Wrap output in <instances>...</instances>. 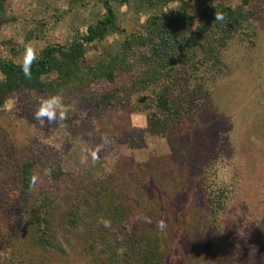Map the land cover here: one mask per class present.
Segmentation results:
<instances>
[{
    "label": "rangeland",
    "instance_id": "374dc122",
    "mask_svg": "<svg viewBox=\"0 0 264 264\" xmlns=\"http://www.w3.org/2000/svg\"><path fill=\"white\" fill-rule=\"evenodd\" d=\"M239 2L112 1L116 28L86 45L83 63L112 52L125 55L126 66L117 67L113 82L68 86L59 96L66 120L35 119L40 102L55 95L0 91V264H119L123 249L113 232L89 234L95 213L107 219L116 205L159 230L161 264H264V0L251 1L245 31L227 41L214 67L175 48L172 61L155 65L147 43L154 14L184 10L192 30L201 10ZM104 13L103 0H5L0 58L23 63L84 34ZM152 66L158 79L136 91L133 84ZM158 94L187 111L164 134H151ZM26 161L35 178L30 191L21 184ZM88 191L90 207L76 200ZM35 215L50 216L53 245L37 242ZM74 218V230L56 232Z\"/></svg>",
    "mask_w": 264,
    "mask_h": 264
},
{
    "label": "trees",
    "instance_id": "16d2710c",
    "mask_svg": "<svg viewBox=\"0 0 264 264\" xmlns=\"http://www.w3.org/2000/svg\"><path fill=\"white\" fill-rule=\"evenodd\" d=\"M112 1L125 3L129 0H103L105 8L103 18L89 24L84 34L75 36L64 45L52 44L45 46L40 54L36 56V59L32 61L30 78L22 72V65L25 62L15 63L10 59L0 58V74L3 76L0 80L1 97L25 87L37 88L49 95L61 96L64 95L68 86L84 87L95 80L113 82L117 67L126 66L125 55L121 56V53L118 55L108 52L104 58L97 60L92 65L83 63L86 55V45L92 42H100L107 33L112 31V28H116ZM175 1L179 0H146L150 6L157 4L163 6ZM251 1L240 0L237 5L212 4L210 8L201 10L198 22L192 30H190L192 16L184 10L154 14L150 18L152 20L150 22L151 35L147 43L153 46L152 54L157 58L155 65L164 59H167L168 62L172 61L173 49L175 48L186 50L196 56L199 55L201 63L212 61L211 66H216L219 62L221 48L225 46L231 37L245 31V23L248 22L247 8ZM4 2L5 0H0V10L3 9ZM216 15L222 16L223 19L215 20ZM142 43L146 44V41ZM126 49H131L130 44L124 48V50ZM52 73L56 75L50 80L42 78ZM145 73V76L133 84L136 91L145 90L153 79L155 81L158 79L156 76L159 70L153 66L146 69ZM155 107L157 111L152 112L148 117L147 131L151 134H164L169 128L170 120L175 115L179 117L181 112L187 111V108L179 109L164 94L156 96ZM160 113L163 116H160ZM32 168L33 164L29 161L21 165V184L26 191L32 190L35 184ZM91 194L90 191L80 192L76 196V200L90 207L88 198ZM100 204V209H103L106 214L107 210L104 209L102 203ZM76 207L79 206L76 204ZM111 208L113 211L106 215L108 220L99 219V215L102 216L100 210H98L100 214L97 215L95 213L96 208L92 209V212L96 214L93 216L96 225L90 229L89 234L97 235L98 233L104 239L105 236L113 232V236L116 238L114 243L118 242L119 247L123 249L122 257L120 256L122 260H117L119 264H161L163 239L162 235L157 232L159 230L145 229L142 223L134 219L130 212L126 213L127 211L121 206L116 205ZM70 217L72 216H68V218ZM39 218L40 216L35 215L32 220L37 242L43 245L47 241L49 245H53L51 242L53 240L46 236L47 232L53 231L49 224L51 221L50 216L46 220ZM73 220L75 218L62 221L63 225L67 226L59 225L56 232L66 231L69 233L71 228L75 229L77 226ZM71 221L74 222L72 225L70 224ZM102 238L100 240L104 241Z\"/></svg>",
    "mask_w": 264,
    "mask_h": 264
},
{
    "label": "clouds",
    "instance_id": "9594fccd",
    "mask_svg": "<svg viewBox=\"0 0 264 264\" xmlns=\"http://www.w3.org/2000/svg\"><path fill=\"white\" fill-rule=\"evenodd\" d=\"M223 17L216 15L215 20H222ZM36 59L35 55H32L30 59L26 60L25 63L22 65V72L26 77H31V64L32 61ZM64 101L59 96H52L49 98H45L40 102V106L35 112V119L37 121H47L48 123H53L59 120H66L67 115L63 110ZM93 159L96 158L95 153L92 154ZM158 228L163 230L166 228V224L163 221H160L158 224Z\"/></svg>",
    "mask_w": 264,
    "mask_h": 264
}]
</instances>
